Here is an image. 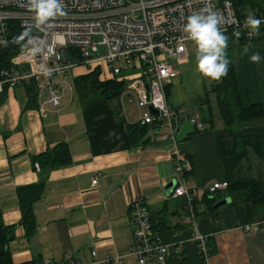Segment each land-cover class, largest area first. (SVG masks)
I'll use <instances>...</instances> for the list:
<instances>
[{
  "label": "crops",
  "instance_id": "obj_1",
  "mask_svg": "<svg viewBox=\"0 0 264 264\" xmlns=\"http://www.w3.org/2000/svg\"><path fill=\"white\" fill-rule=\"evenodd\" d=\"M234 43V73L242 102L261 103L264 108V38L244 42L234 36ZM195 50V44H189L183 60H172L178 75L167 82V103L180 117L178 127L192 115L202 125L176 144L192 162L185 181L199 189V200L207 186L223 181H255L264 193V115L242 123L244 144L239 149L234 130L224 125L209 91L213 80L196 71ZM253 53H259V63L250 60ZM74 72V77L87 73L83 67ZM1 97L0 264L34 258L42 264L88 263L93 250L100 261L109 256L110 264H139L129 255L128 214L129 204L140 196L151 210L167 204V227L160 232L170 245L165 264H264V220L255 216L251 203L205 210L201 205L191 219L186 198L166 193L171 180L182 178L174 173L168 129L162 126L154 134L148 125V142L131 144L127 124L137 122L138 109L127 97L117 102L119 109L114 106L117 100L82 105L74 90H66L54 106L44 92L35 106L28 107L24 82ZM41 104L44 114L38 110ZM59 142L68 144L71 163L42 177L32 156ZM41 178L44 189L33 203L36 231L28 239L20 223L16 189ZM256 221L263 222L257 231L244 229ZM196 230L207 235L215 253L200 257L193 239Z\"/></svg>",
  "mask_w": 264,
  "mask_h": 264
},
{
  "label": "built area",
  "instance_id": "obj_2",
  "mask_svg": "<svg viewBox=\"0 0 264 264\" xmlns=\"http://www.w3.org/2000/svg\"><path fill=\"white\" fill-rule=\"evenodd\" d=\"M65 15L42 26L33 27L32 13L28 11L27 0H0V57L9 37V22L17 21L20 27L32 28L31 34L45 41V50L35 57L27 50H18L9 59V66L0 62V94L8 88L26 80H33L37 86V100L45 93L48 102L59 103L60 93L74 90V70L84 68L86 72L98 70L100 80L114 79L124 83V90L118 99L121 103L127 97L138 109L137 121L150 126L154 134L162 126L168 129L172 141L174 173L182 178L175 180L170 196L186 198V208L191 219L198 210L193 202L199 189L188 186L184 175L192 171V162L177 147L176 129L180 117L167 103L166 87L178 75V67L172 60H183L189 44L183 31L186 18L206 5L222 14L227 23L221 31H239L240 37L256 38L264 35V11L247 10L238 15L230 0H63ZM264 8V0H263ZM261 19L259 34L245 27L244 20L249 13ZM234 19L236 23L231 22ZM100 36L94 42L95 36ZM105 47V54H98V47ZM52 49L49 52L48 48ZM45 71L48 72L45 75ZM148 82V84H147ZM118 104V109L122 106ZM152 109H156L154 113ZM40 113H45L43 104ZM196 129L201 123L195 116H188ZM38 170V163L34 164ZM184 178V179H183ZM94 177L91 184H96ZM227 181L214 182L205 191L214 193L224 190ZM194 221V220H193ZM128 222L132 230L129 255L137 258L139 264H165L170 253V245L163 241L161 233L152 228L146 201L140 196L129 204ZM262 221L244 226L246 230L257 231ZM207 235L194 232L193 239L199 255L207 257ZM88 263L69 264H110L107 256L102 261L91 252ZM119 262L120 258H116ZM43 264H51L44 260Z\"/></svg>",
  "mask_w": 264,
  "mask_h": 264
},
{
  "label": "trees",
  "instance_id": "obj_3",
  "mask_svg": "<svg viewBox=\"0 0 264 264\" xmlns=\"http://www.w3.org/2000/svg\"><path fill=\"white\" fill-rule=\"evenodd\" d=\"M232 1L235 11L238 15L247 10L254 11L257 9L260 12L264 11L263 0H230ZM10 34L8 42L2 50L0 62L2 66H9V59L18 50L21 49L20 44L13 43V38L19 36L22 31L27 28L20 27L17 21L9 22ZM224 35L228 37V46L226 49L227 59L230 61L228 65V72L226 77L216 81L210 86V92L214 93L216 105L220 118L225 126L234 130L237 147L240 149L244 144V138L241 131V125L245 121L262 117L264 115V108L261 103H249L244 105L240 96L237 79L234 73V35L231 29L223 31ZM264 38H246L242 37L244 42L258 41ZM24 43V42H21ZM196 51V50H195ZM74 91L82 105L89 104L96 100H109L115 103V108H118V97L124 89V83L115 81L114 79L100 80L98 70H93L85 74L78 75L74 78ZM24 87L28 95V103L26 106H35L37 104V86L35 81L29 79L24 82ZM166 95L168 87H166ZM3 93L0 94V100ZM212 126V124H210ZM128 136L131 144L137 145L148 142L145 139L148 130L147 124L141 122H133L127 124ZM197 129H195L196 131ZM143 141V142H142ZM190 158V157H189ZM32 162L38 163L42 177L48 170L67 166L71 163V154L69 146L66 142L56 143L52 147H48L44 152L32 156ZM191 172H186L189 175ZM44 179L41 178L37 182L18 186L16 189L18 203L21 212L20 223L23 225L26 238L32 237L36 231L35 219L33 214V203L37 201L44 189ZM229 197L232 205L251 203L256 217L264 220V193L260 190L258 183L255 181L249 182H235L228 184L224 190L214 193L205 191L201 199H195L193 208L198 210L201 205L202 208H212L213 204L222 198ZM165 208L149 209V220L152 228L157 232H161L167 227L165 219L167 213V204ZM197 213V212H196ZM2 222L0 216V223ZM14 226H9L12 229ZM215 249L210 245V239L207 238V256L215 253ZM200 257L204 258L200 255ZM21 264H42L39 258H34L30 261Z\"/></svg>",
  "mask_w": 264,
  "mask_h": 264
},
{
  "label": "clouds",
  "instance_id": "obj_4",
  "mask_svg": "<svg viewBox=\"0 0 264 264\" xmlns=\"http://www.w3.org/2000/svg\"><path fill=\"white\" fill-rule=\"evenodd\" d=\"M27 7L33 16V27L37 30H42V26L49 25L50 21L66 14L63 0H27ZM227 22L222 14L206 5L193 11L183 26L188 39L196 46V71L211 80L219 81L226 77L228 72L230 63L226 54L228 37L221 31V25ZM231 22L236 23L234 19ZM261 23L262 20L255 18L251 12L244 20L245 27L250 28L253 35L259 34ZM31 32L32 28L25 29L19 36L13 38V43L20 44L22 50H27L28 55L35 57L45 50V41L33 36ZM233 35L238 40L240 32L236 31ZM47 50L52 52L50 47ZM248 51L249 48L246 46L244 52ZM250 60L259 63V53H253ZM44 74L47 75L48 72L45 71Z\"/></svg>",
  "mask_w": 264,
  "mask_h": 264
},
{
  "label": "water",
  "instance_id": "obj_5",
  "mask_svg": "<svg viewBox=\"0 0 264 264\" xmlns=\"http://www.w3.org/2000/svg\"><path fill=\"white\" fill-rule=\"evenodd\" d=\"M224 77H222L223 79ZM148 84V82H147ZM152 111L154 113H157L156 109H152ZM195 131L194 129V125L193 123H191L189 121L188 118H184L181 122V125L176 129V141L177 142H182L184 141L189 135L193 134ZM117 185H114V186H111L109 188H107L106 191H109L110 189H112L113 187H115ZM175 186V181L174 180H171L166 186H165V191L167 194H170L173 190ZM231 200L229 197H226V198H223V199H220L219 201L215 202L213 204V208H216V207H219L221 205H224V204H227V203H230Z\"/></svg>",
  "mask_w": 264,
  "mask_h": 264
},
{
  "label": "rangeland",
  "instance_id": "obj_6",
  "mask_svg": "<svg viewBox=\"0 0 264 264\" xmlns=\"http://www.w3.org/2000/svg\"><path fill=\"white\" fill-rule=\"evenodd\" d=\"M100 38L101 37L97 35V36L94 37L93 40H94V42H98L100 40ZM98 54L99 55H104L105 54V47L104 46H99L98 47Z\"/></svg>",
  "mask_w": 264,
  "mask_h": 264
}]
</instances>
